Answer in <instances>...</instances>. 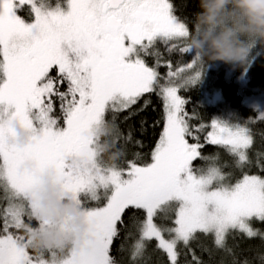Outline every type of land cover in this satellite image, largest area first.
Here are the masks:
<instances>
[{"label": "snow or ice", "instance_id": "1", "mask_svg": "<svg viewBox=\"0 0 264 264\" xmlns=\"http://www.w3.org/2000/svg\"><path fill=\"white\" fill-rule=\"evenodd\" d=\"M68 3L65 14L48 10L43 0H0V264H117L110 249L118 225H125L133 210L146 213L131 251L134 264H142L152 241L169 264H180L181 255H191L188 264H203L193 247L202 239L212 237L217 250L230 253L229 236L259 235L253 224L264 223V176L246 171L253 164L252 132L217 121L190 125L188 101L178 93L200 82L204 64L185 45L189 27L174 14L173 3ZM25 8L31 22L19 15ZM158 44L169 53L190 54V62L163 61ZM162 64L164 75L157 71ZM151 93L162 98L164 109L151 163L130 159L127 168L118 167L132 137L119 130L117 120L138 115L149 103L141 100ZM57 101L63 127L53 115ZM12 123L28 134L26 144L15 143ZM206 127L205 142L225 149L227 163L201 154L199 134ZM69 158L77 161L72 167ZM198 159L204 167L194 169ZM225 168L239 170L242 178L228 183L231 173ZM48 175L58 196H68L83 210L87 229L71 251L48 250L46 259V252L30 255L27 233L51 227L36 219ZM101 191L103 206L86 207L81 197L99 201ZM171 202L178 206L175 226H158L154 217L166 218Z\"/></svg>", "mask_w": 264, "mask_h": 264}, {"label": "trees", "instance_id": "2", "mask_svg": "<svg viewBox=\"0 0 264 264\" xmlns=\"http://www.w3.org/2000/svg\"><path fill=\"white\" fill-rule=\"evenodd\" d=\"M49 9H55L57 4L65 6L68 0H43ZM174 5V14L191 29L194 15L198 11V0H170ZM28 9L20 12L22 18L30 22L32 17H26ZM163 61L171 60L173 65L190 62V54H181L179 51L169 53L163 44L157 45ZM146 62L150 66H155L152 57H146ZM161 75L166 74L167 68L157 67ZM64 91L67 85L63 86ZM186 98V110L189 113V123L193 128L200 124L210 125L212 121L220 122L228 127L247 126L253 135V148L249 155L253 160L251 168L246 171L250 175L264 176V121L260 116L264 114V50L257 49L253 52L249 63L243 67H233L223 63L204 64V74L199 83L190 85L187 89H181L178 93ZM149 103L144 110L139 112L130 121L124 122L117 120L119 130L126 136L131 134L132 142L128 144L126 155L123 159L117 161L118 167L127 168V160L135 159L138 165H145L151 162V155L156 144L159 141L163 131V101L156 93L146 94L144 100ZM138 105L137 107H139ZM58 117V123L63 126L62 113L59 102L57 101L56 110L53 113ZM121 117L124 114H120ZM106 119H111V114H106ZM209 127L200 132V143L203 144L201 154L203 156H214L218 160L227 163L230 159L225 149L207 144L205 137ZM189 142H195L189 138ZM123 144V140L120 141ZM115 151V148L111 149ZM105 162H110V156L105 153L103 156ZM194 169L204 167L203 160L193 162ZM225 171L231 173L228 183L234 184L242 178L239 170L231 171L225 168ZM135 215L127 218L125 225H118V236L114 238L110 249V255L117 261V264H134L131 259L133 245L139 237V225L146 218L143 210H133ZM166 220L158 224H171L174 226V211L168 210ZM33 225L36 223L32 222ZM253 227L259 231V235L248 238L240 234L229 236L227 244L232 249L230 253L217 250L213 244V238L202 239L201 245H194L196 255L203 264H264V223L255 222ZM17 233L18 230L10 229ZM18 234H23L22 230ZM2 234V232H0ZM155 241L150 242L142 257V264H169L166 254L155 247ZM203 249V250H202ZM191 261V255L185 257L181 255L180 264H188Z\"/></svg>", "mask_w": 264, "mask_h": 264}, {"label": "clouds", "instance_id": "3", "mask_svg": "<svg viewBox=\"0 0 264 264\" xmlns=\"http://www.w3.org/2000/svg\"><path fill=\"white\" fill-rule=\"evenodd\" d=\"M184 43L203 64L247 65L255 50H264V0H198V11ZM12 127L15 143L26 144L28 134L15 125ZM76 163L69 158V167ZM42 185L36 219L51 227L30 230L29 247L35 253L71 251L84 238V212L68 196H58L59 190L52 185L50 175L42 179Z\"/></svg>", "mask_w": 264, "mask_h": 264}, {"label": "rangeland", "instance_id": "4", "mask_svg": "<svg viewBox=\"0 0 264 264\" xmlns=\"http://www.w3.org/2000/svg\"><path fill=\"white\" fill-rule=\"evenodd\" d=\"M45 6H46V8L48 9V10H51V11H55V10H57V8H59V10L61 11V12H63V13H67L68 11H69V3H67L65 6H61V5H59V4H57V7L55 8V9H49L48 7H47V5L45 4ZM19 15L21 16V14H20V12H19ZM26 17H31L30 15H29V12H27L26 13ZM31 22V21H30ZM12 125H15L14 123H12L11 124V127H12ZM63 126H64V124H63ZM62 126V127H63ZM13 128V127H12ZM19 128V127H18ZM20 129V128H19ZM21 131H23L22 129H20ZM13 131H14V129H13ZM0 163H2V160H0ZM151 163V162H150ZM100 195H101V199L99 200V201H91V200H85V198L82 196L81 198H82V200L85 202V206L86 207H96V206H103V204L106 202V199H105V197H104V194H103V191H101V193H100ZM0 196H2V190H0ZM168 210H173L174 211V220H175V218H176V211L178 210V206H177V204H176V202H171V204H170V206H169V208L167 209V211ZM166 211V212H167ZM165 216H166V214H165ZM156 219H157V221H159L160 223H162L163 221H165L166 220V218H162L161 217V215L160 214H158L156 217H154V222L158 225V226H160L159 224H158V222H156ZM26 222H27V220H26ZM32 222H34V223H36L35 221H32ZM161 226H163V227H171V224H165V225H161ZM175 226V225H174ZM19 231V230H18ZM17 231V233H19ZM30 251V255H32V256H35L36 255V253L35 252H33L32 250H29ZM45 258L46 259H48V258H50V256H49V254L46 252L45 253Z\"/></svg>", "mask_w": 264, "mask_h": 264}]
</instances>
